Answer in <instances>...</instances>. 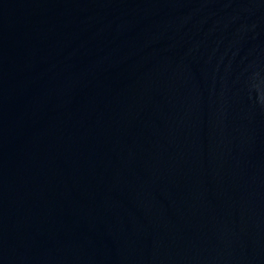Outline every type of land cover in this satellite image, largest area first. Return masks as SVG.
<instances>
[{
	"label": "water",
	"instance_id": "water-1",
	"mask_svg": "<svg viewBox=\"0 0 264 264\" xmlns=\"http://www.w3.org/2000/svg\"><path fill=\"white\" fill-rule=\"evenodd\" d=\"M0 264H264V0H0Z\"/></svg>",
	"mask_w": 264,
	"mask_h": 264
}]
</instances>
